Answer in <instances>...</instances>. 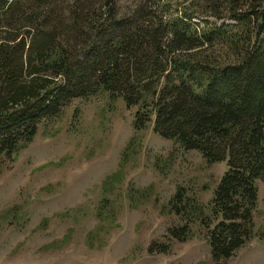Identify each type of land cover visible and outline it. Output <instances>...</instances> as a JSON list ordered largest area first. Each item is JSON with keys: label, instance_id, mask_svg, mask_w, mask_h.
Returning <instances> with one entry per match:
<instances>
[{"label": "trees", "instance_id": "16d2710c", "mask_svg": "<svg viewBox=\"0 0 264 264\" xmlns=\"http://www.w3.org/2000/svg\"><path fill=\"white\" fill-rule=\"evenodd\" d=\"M99 93L134 109L135 134L151 127L226 166L206 206L176 188L166 208L182 226L166 239L202 233L214 264L264 239L252 219L264 186V0H0V163ZM120 180L117 170L102 189Z\"/></svg>", "mask_w": 264, "mask_h": 264}, {"label": "rangeland", "instance_id": "374dc122", "mask_svg": "<svg viewBox=\"0 0 264 264\" xmlns=\"http://www.w3.org/2000/svg\"><path fill=\"white\" fill-rule=\"evenodd\" d=\"M133 113L105 93L73 100L13 164L0 163V264H214L195 227L185 243L166 239L182 226L166 206L176 188L206 206L225 164L205 165L151 127L135 134ZM117 170L120 183L103 190ZM256 189L252 219L263 234L264 186ZM151 244L166 253L148 255ZM219 264H264V239Z\"/></svg>", "mask_w": 264, "mask_h": 264}]
</instances>
